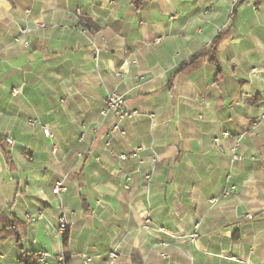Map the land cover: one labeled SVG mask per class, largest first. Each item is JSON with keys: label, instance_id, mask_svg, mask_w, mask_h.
Masks as SVG:
<instances>
[{"label": "crops", "instance_id": "crops-1", "mask_svg": "<svg viewBox=\"0 0 264 264\" xmlns=\"http://www.w3.org/2000/svg\"><path fill=\"white\" fill-rule=\"evenodd\" d=\"M2 137L0 264H264V0H0Z\"/></svg>", "mask_w": 264, "mask_h": 264}, {"label": "built area", "instance_id": "built-area-1", "mask_svg": "<svg viewBox=\"0 0 264 264\" xmlns=\"http://www.w3.org/2000/svg\"><path fill=\"white\" fill-rule=\"evenodd\" d=\"M241 0H232V5H235L236 3L240 2ZM251 3H254L255 0H248ZM26 13H29V10L25 11ZM77 13H80L79 11H77ZM34 27L37 29H45L46 28V24L41 22V21H37L34 23ZM32 30L31 27L27 26V25H23L18 29V33L17 35H15L13 37V41L16 44H21L24 47H28L29 46V41L27 39H25V36H27L30 31ZM99 115L101 117H106L107 115H114L117 116L119 118H123V117H127V118H133L135 116H138L139 113L137 110L133 109V110H126L124 107V98L123 96L117 92V91H109L107 92L104 102L99 110ZM41 131L44 135L49 136L50 130L47 126L44 125H40ZM121 133H124L123 131H121ZM222 135L225 137L229 136V132L226 130H223ZM7 141L10 143L12 142V140L10 138L7 139ZM214 146L217 147V149L220 152L224 151V148L220 142V140L218 138H215L214 140ZM240 148V140L237 139L233 144L230 145V147L228 148V154L230 157V160L236 161L239 160L243 157L242 152L239 150ZM139 150V148H136L133 151V155L137 156V151ZM54 151V150H53ZM121 159H126L127 156L125 154H121L120 155ZM155 160V158H153V161ZM153 169H150L148 172L144 173V179H145V183L146 186L148 187L150 181H151V176H152V172ZM67 190V187L60 181L56 182L54 184V186L52 187V192L55 195H59L60 193L64 192ZM59 227H58V234L61 238H63L64 233L66 232V230L68 229V222L67 219L65 217L64 214H62L59 219ZM148 222L149 220L147 218H145V222ZM146 222V223H147ZM196 229V228H195ZM192 230L188 235V239L190 241H195L198 237V233L196 230ZM159 231H164L162 228H158ZM26 255L28 258L32 259L35 264H50L51 260H54L55 264H64V255L63 253H59L57 255H51L49 252L47 251H41L39 253H34L31 250H27L25 251ZM161 255H165L164 253H161ZM108 256L110 259H115L117 257V252L115 249L111 250L108 252ZM81 262L82 264H89L90 263V256L84 254L81 256Z\"/></svg>", "mask_w": 264, "mask_h": 264}, {"label": "trees", "instance_id": "trees-1", "mask_svg": "<svg viewBox=\"0 0 264 264\" xmlns=\"http://www.w3.org/2000/svg\"><path fill=\"white\" fill-rule=\"evenodd\" d=\"M217 38H218V37H216V39H217ZM216 39H215V40H216ZM215 40H214V41H215ZM197 57H198V55H197V56H196V55L193 56V57L190 59V61H193V60L196 59ZM184 64H185V62L182 63V64L180 65V67H182ZM4 141H5V143H7L4 137L0 138V150H1V152H2V154H3V156H4V158H5L6 163L8 164V163H9L10 155H9V151H8V149L6 148V146H5V144H4ZM63 249H64V251H63V255L65 256L64 259H66V261H67V259H68V258H67V253H66V250H67V238H66V235H65V234H64V237H63ZM19 261H20L21 264H35V262H34L32 259H30V258L27 257L25 251H22L21 256H20V258H19Z\"/></svg>", "mask_w": 264, "mask_h": 264}]
</instances>
